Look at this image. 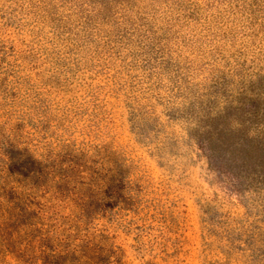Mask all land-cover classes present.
<instances>
[{"label":"rangeland","instance_id":"1","mask_svg":"<svg viewBox=\"0 0 264 264\" xmlns=\"http://www.w3.org/2000/svg\"><path fill=\"white\" fill-rule=\"evenodd\" d=\"M2 209L0 264H264V0H0Z\"/></svg>","mask_w":264,"mask_h":264},{"label":"trees","instance_id":"2","mask_svg":"<svg viewBox=\"0 0 264 264\" xmlns=\"http://www.w3.org/2000/svg\"><path fill=\"white\" fill-rule=\"evenodd\" d=\"M251 180V179H250ZM2 215H0V221H2L3 219H5L6 217L4 216L6 213H8V211H4L3 209L1 210Z\"/></svg>","mask_w":264,"mask_h":264}]
</instances>
